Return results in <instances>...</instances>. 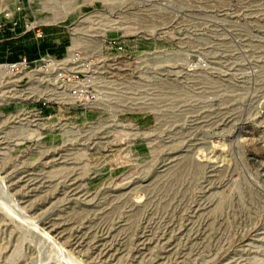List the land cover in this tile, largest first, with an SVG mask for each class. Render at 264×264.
I'll list each match as a JSON object with an SVG mask.
<instances>
[{
    "label": "rangeland",
    "instance_id": "rangeland-1",
    "mask_svg": "<svg viewBox=\"0 0 264 264\" xmlns=\"http://www.w3.org/2000/svg\"><path fill=\"white\" fill-rule=\"evenodd\" d=\"M21 1L101 95L0 82V264H264V0Z\"/></svg>",
    "mask_w": 264,
    "mask_h": 264
},
{
    "label": "built area",
    "instance_id": "built-area-1",
    "mask_svg": "<svg viewBox=\"0 0 264 264\" xmlns=\"http://www.w3.org/2000/svg\"><path fill=\"white\" fill-rule=\"evenodd\" d=\"M25 1L18 0L14 6L0 11V30L17 31L21 26L26 33H32L36 40H43L47 32L34 16L27 15ZM26 12V13H25ZM107 63H115L112 57L124 56L128 51L125 39L108 38L105 42ZM102 59L94 52L74 48L66 55L50 52L40 53L36 57L21 55L14 61H0V82L18 75L31 74L43 84L53 86L56 98H71L79 104H89L99 99V74ZM109 66V64H108ZM107 66V67H108ZM36 78V77H35ZM65 93V95H61Z\"/></svg>",
    "mask_w": 264,
    "mask_h": 264
},
{
    "label": "crops",
    "instance_id": "crops-1",
    "mask_svg": "<svg viewBox=\"0 0 264 264\" xmlns=\"http://www.w3.org/2000/svg\"><path fill=\"white\" fill-rule=\"evenodd\" d=\"M30 36L33 38H31L32 44H29ZM56 39L57 35L55 33H47L45 39L36 40L32 33L25 32L23 26L18 28L17 31L0 30V61H14L23 54L36 57L40 53L50 52V49H59L62 45Z\"/></svg>",
    "mask_w": 264,
    "mask_h": 264
},
{
    "label": "bare ground",
    "instance_id": "bare-ground-1",
    "mask_svg": "<svg viewBox=\"0 0 264 264\" xmlns=\"http://www.w3.org/2000/svg\"><path fill=\"white\" fill-rule=\"evenodd\" d=\"M226 7V6H225ZM122 55H126V54H122ZM104 89V88H103ZM53 91H54V88L53 87H51V88H49V87H47L46 88V93H47V95L48 96H53L54 94H53ZM62 95H65V93H61V95H58V96H62ZM102 98V97H101ZM74 101V100H73ZM126 101H128V99H122V100H120L119 102H120V104H121V102L122 103H125ZM96 102V101H95ZM92 103H94V102H91V103H89V104H92ZM89 104H85V105H89ZM122 106V105H121ZM118 107H120V106H118ZM34 115H35V117H37V118H42V111L40 110V109H36L35 110V113H34ZM118 115V113L117 114H114V116H117ZM1 178H3V177H1L0 176V180L2 181V180H4V179H1ZM0 181V182H1ZM7 183V182H6ZM3 184V186H4V183H2ZM1 185V184H0ZM3 189V188H2ZM5 189V188H4ZM4 189H3V191H4ZM8 188L6 187V190H7ZM5 190V191H6ZM10 190V189H9ZM4 191V192H5ZM8 191V190H7ZM9 192H11V191H9ZM5 193H7L6 195H9V197H10V194H8V192H5ZM13 194V193H12ZM12 196V195H11ZM8 196H7V198H9ZM11 199L13 198V197H10ZM17 198V197H16ZM10 199V200H11ZM18 200V199H17ZM16 201V200H15ZM8 202V201H7ZM10 202V201H9ZM8 202V203H9ZM11 202H14V201H11ZM16 202H18V201H16ZM16 202H14V205L16 204ZM19 203V202H18ZM18 203L16 204V206H18ZM8 205H11V204H8ZM20 205V204H19ZM21 206V205H20ZM10 208H11V206H9ZM8 206H7V208L8 209H10ZM22 207V209L21 210H23V209H26V207H24V206H21ZM20 207V208H21ZM24 207V208H23ZM12 208H16V210H17V207H14V206H12ZM19 208V207H18ZM20 208L18 209V210H20ZM15 209L13 210V212L14 211H16ZM20 210V211H21ZM10 211H11V209H10ZM18 212V211H17ZM23 212V211H22ZM15 213V212H14ZM19 213H21V212H19ZM23 213H25V212H23ZM23 213H21L22 214V217H23ZM16 214H18V213H16ZM15 214V215H16ZM25 215H26V213H25ZM28 215V214H27ZM29 216V215H28ZM21 218V217H20ZM30 218V217H29ZM33 218V217H32ZM31 218V219H32ZM24 219V218H23ZM26 219V218H25ZM31 219H30V222H31ZM27 221L29 222V219H27ZM34 223V222H33ZM34 228V227H33ZM44 236V235H43ZM46 238V237H45ZM61 244V243H60ZM60 247H61V245H60ZM62 248V247H61ZM64 248V247H63ZM64 251H66V250H64ZM63 251V252H64ZM68 254V253H67ZM73 263V262H72Z\"/></svg>",
    "mask_w": 264,
    "mask_h": 264
},
{
    "label": "trees",
    "instance_id": "trees-1",
    "mask_svg": "<svg viewBox=\"0 0 264 264\" xmlns=\"http://www.w3.org/2000/svg\"><path fill=\"white\" fill-rule=\"evenodd\" d=\"M64 48H65V44H63L59 49H50V52L60 56L63 54Z\"/></svg>",
    "mask_w": 264,
    "mask_h": 264
}]
</instances>
